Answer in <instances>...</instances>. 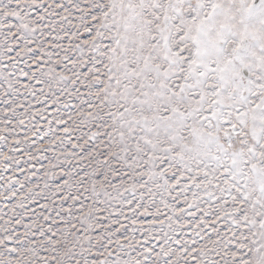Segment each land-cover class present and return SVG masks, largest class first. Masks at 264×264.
I'll return each mask as SVG.
<instances>
[{
	"label": "snow or ice",
	"instance_id": "1",
	"mask_svg": "<svg viewBox=\"0 0 264 264\" xmlns=\"http://www.w3.org/2000/svg\"><path fill=\"white\" fill-rule=\"evenodd\" d=\"M0 264H264V0H0Z\"/></svg>",
	"mask_w": 264,
	"mask_h": 264
}]
</instances>
